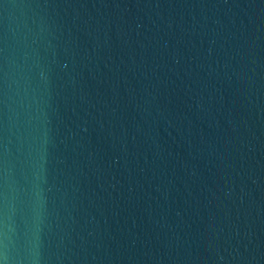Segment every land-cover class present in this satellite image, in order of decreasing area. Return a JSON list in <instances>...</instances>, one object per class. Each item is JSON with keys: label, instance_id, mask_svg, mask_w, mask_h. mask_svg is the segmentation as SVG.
Wrapping results in <instances>:
<instances>
[{"label": "water", "instance_id": "obj_1", "mask_svg": "<svg viewBox=\"0 0 264 264\" xmlns=\"http://www.w3.org/2000/svg\"><path fill=\"white\" fill-rule=\"evenodd\" d=\"M0 264H264V0H0Z\"/></svg>", "mask_w": 264, "mask_h": 264}]
</instances>
